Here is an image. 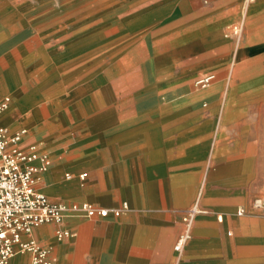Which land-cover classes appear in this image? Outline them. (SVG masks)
Instances as JSON below:
<instances>
[{
  "label": "crops",
  "instance_id": "1",
  "mask_svg": "<svg viewBox=\"0 0 264 264\" xmlns=\"http://www.w3.org/2000/svg\"><path fill=\"white\" fill-rule=\"evenodd\" d=\"M105 2V20L59 60L45 42L18 49L19 68L60 75L65 89L42 94L64 103L10 111L0 125L49 154L38 183L49 197L128 208L33 236L55 264H264L253 204L264 197V0ZM58 228L72 235L58 239ZM30 263L20 253L7 264Z\"/></svg>",
  "mask_w": 264,
  "mask_h": 264
},
{
  "label": "built area",
  "instance_id": "2",
  "mask_svg": "<svg viewBox=\"0 0 264 264\" xmlns=\"http://www.w3.org/2000/svg\"><path fill=\"white\" fill-rule=\"evenodd\" d=\"M214 79L215 74H208L198 79L197 84L205 86ZM10 105V96L0 100V114ZM25 132L20 129L10 133L0 125V264H7L20 253L31 255L30 264H55L51 249L33 236L36 227L48 222L62 224L68 217H105L110 212L119 215L128 204L124 203L121 209H110L90 201L66 202L49 197L38 188L40 174L49 168V154L41 152L36 145L21 148L19 143ZM80 177L85 179L87 173ZM253 204L264 210V197L256 198ZM197 210L195 206L189 211L186 231L177 243L179 250L191 237L192 219ZM70 235L67 229L56 230L58 239Z\"/></svg>",
  "mask_w": 264,
  "mask_h": 264
},
{
  "label": "rangeland",
  "instance_id": "3",
  "mask_svg": "<svg viewBox=\"0 0 264 264\" xmlns=\"http://www.w3.org/2000/svg\"><path fill=\"white\" fill-rule=\"evenodd\" d=\"M108 5L105 0H0V100L11 98L10 107L0 118L14 110L19 117L25 118L36 105L60 106L64 103L60 98L52 99L42 94L65 89L60 75L51 76L49 69L45 72V66L32 68L30 72L19 68L18 49L22 48L26 54L28 45L38 46L45 42L49 56L55 54L54 58L59 60L67 43L91 36L94 19L100 16L101 21L105 20L107 13L102 11ZM17 89L22 90L19 97L15 95ZM34 94L39 97L36 101L32 97ZM21 97L20 101H24L18 103ZM8 128L10 133L17 131Z\"/></svg>",
  "mask_w": 264,
  "mask_h": 264
},
{
  "label": "bare ground",
  "instance_id": "4",
  "mask_svg": "<svg viewBox=\"0 0 264 264\" xmlns=\"http://www.w3.org/2000/svg\"><path fill=\"white\" fill-rule=\"evenodd\" d=\"M138 52V51H137ZM132 58V57H131ZM126 60V59H125ZM132 62V61H131ZM19 101H18V103H20V102H23V101H20V100H22V97H21V99H18ZM41 116V115H40ZM198 202V201H197Z\"/></svg>",
  "mask_w": 264,
  "mask_h": 264
}]
</instances>
